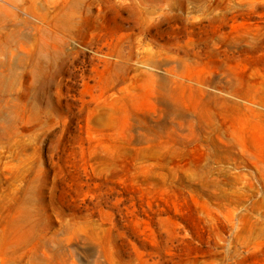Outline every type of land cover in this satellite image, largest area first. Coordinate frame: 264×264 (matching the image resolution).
Returning a JSON list of instances; mask_svg holds the SVG:
<instances>
[{
    "label": "rangeland",
    "instance_id": "rangeland-1",
    "mask_svg": "<svg viewBox=\"0 0 264 264\" xmlns=\"http://www.w3.org/2000/svg\"><path fill=\"white\" fill-rule=\"evenodd\" d=\"M0 264H264V0H0Z\"/></svg>",
    "mask_w": 264,
    "mask_h": 264
}]
</instances>
